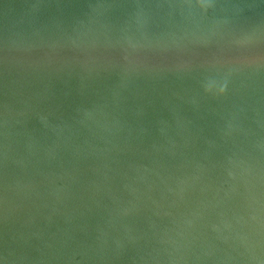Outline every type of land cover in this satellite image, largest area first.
<instances>
[{"label": "water", "instance_id": "1", "mask_svg": "<svg viewBox=\"0 0 264 264\" xmlns=\"http://www.w3.org/2000/svg\"><path fill=\"white\" fill-rule=\"evenodd\" d=\"M0 264H264V0H0Z\"/></svg>", "mask_w": 264, "mask_h": 264}]
</instances>
